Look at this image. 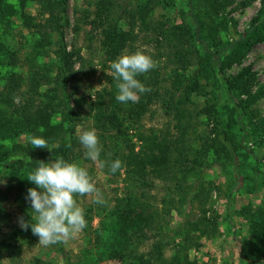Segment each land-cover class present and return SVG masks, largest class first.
Listing matches in <instances>:
<instances>
[{
	"label": "rangeland",
	"instance_id": "obj_1",
	"mask_svg": "<svg viewBox=\"0 0 264 264\" xmlns=\"http://www.w3.org/2000/svg\"><path fill=\"white\" fill-rule=\"evenodd\" d=\"M262 1L231 0L220 14L226 18L225 28L214 42L205 45L194 44V41L190 44L186 37L182 41L178 36L180 28L192 21L187 0H103L105 5L102 0H67L63 17L64 43L72 55L60 61L55 53L59 45L58 33L39 26L45 22L46 15L41 14L37 0H0V113H12L14 107L29 102L30 96L42 99L39 95L47 89H50L46 91L48 95L56 94L64 102L68 99L76 112V147L72 162L86 168L103 193L104 204L94 203L87 195L74 197L84 210L86 227L62 242L69 264H128V261L100 258V250L107 244L102 240L111 235L107 226L101 225L102 220L111 225V219L105 215L125 197L138 199L133 202L127 199L132 215L142 216L146 205L149 211L159 213L152 224H141L131 232L130 247L138 252H149L153 243L160 240L168 260L183 238L178 231L185 219L194 222L205 215L211 217L209 222H214L213 226L210 222L206 230H212L201 233L193 227L188 229L190 261L195 264H264V237L253 239L249 232L254 211L264 212V40L253 46L240 62L222 73L216 72L221 81L222 75L231 77L250 66L255 77L248 93L230 95L220 91L216 79H207L196 72L197 57L216 55L217 48L225 51L227 44L249 26L262 7ZM24 18L32 24L25 26ZM114 24L130 36L120 53L109 59L101 43V32ZM38 41L42 44L40 48ZM179 46L195 49L199 55L187 56L188 51L189 62L182 67L174 53ZM125 49L129 52L140 49L150 55L159 72L158 94L137 119L128 117L123 109L117 110V106L125 103L116 99L118 89L110 65ZM59 65L70 75L65 86L54 81ZM35 71L44 72L48 78L42 81L38 94L30 95L27 92L29 75ZM13 73L19 77L20 96L16 90L9 91L8 79ZM176 74L183 76L184 86H192V79H196L199 88L186 94L179 87L175 88L173 78ZM15 93L17 95L13 96ZM252 94L257 97L247 103ZM12 96L14 102L10 103ZM213 103H217L223 121L227 117V106L231 107L227 110L233 109L238 121L234 126L236 169L230 159L224 158L222 151L216 153V145L210 148L216 143L208 110ZM120 126L127 127L125 136L119 134ZM92 128L102 146L99 160L106 162L104 168L99 167L98 161L85 157L86 149L79 141L81 131ZM163 134L172 136L177 142L172 158L178 159L179 169L174 168L165 178L152 175L137 178L128 173L125 166L114 174L110 172L109 156L126 154L131 147L134 152L142 153L146 141L153 135ZM29 145L25 134L0 139V196L9 218L8 223L0 227V236L19 228L20 217L30 224L34 222L35 213L25 195L29 188L37 186L23 177L24 169L31 168L32 158L27 154ZM52 146L48 144L49 149ZM33 149L42 153L49 150ZM50 160V156L44 155L39 161L47 163ZM21 178V184L27 185L23 191L17 189ZM195 183H201L203 190L190 201L189 194ZM45 261L64 264L58 244H39V237L33 235L30 227L18 237V255L11 257L4 249L0 252V264H42Z\"/></svg>",
	"mask_w": 264,
	"mask_h": 264
},
{
	"label": "trees",
	"instance_id": "obj_2",
	"mask_svg": "<svg viewBox=\"0 0 264 264\" xmlns=\"http://www.w3.org/2000/svg\"><path fill=\"white\" fill-rule=\"evenodd\" d=\"M231 0H187L188 14L191 16V23L184 25L180 28L178 33L179 38L183 41V37H186L188 42L191 41L202 44H210L215 41L217 34L221 29L225 28L226 18L221 17V12L225 5ZM40 6L41 14L46 15L45 22L41 23L42 28H48L49 31L57 32L59 45L55 51L58 58L64 60L67 57H71L72 52L67 51L66 44L64 43V31H63V17L66 12L67 0H37ZM103 2V0H102ZM105 5V3L103 2ZM25 17V15H24ZM24 25L30 26V21L25 20ZM36 26H38L36 24ZM101 43L104 47L105 55L109 59H114L120 51L126 45L129 39V33L121 30L117 24L106 27L102 30ZM264 40V0L262 1V7L257 14L251 19L249 26L234 40L232 43H228L227 49L222 52V49L217 48L215 50L216 55L206 54L200 56L196 53L195 49L188 50L184 46H179L175 51V57L180 66H186L189 62L187 55L196 53L198 68L196 72L202 74L205 78L216 79L217 89L224 91L230 95H240L248 93L250 91V85L253 81L255 74L251 70L250 66H246L238 71L233 76L222 75L221 81L216 76V72L222 73L225 68L230 67L234 63H238L242 60L247 52ZM37 47H42L40 41L37 43ZM2 48V45H0ZM188 60V61H187ZM49 76V75H48ZM14 73L9 76L8 82L9 91L19 94L18 79ZM46 74L41 72L40 74L31 72L29 75L27 92L31 94H38V88L41 86L42 81L46 80ZM54 81L61 82L64 86L70 78L67 75L63 65H59L56 71ZM141 83L145 87L150 88L151 91L139 94V100L136 103L128 102L124 105L117 106V110H124L127 112L128 117L136 118L146 108V105L158 94L159 85V72L156 68L151 69L147 73H144L138 77ZM183 76L176 74L173 78L175 88L179 89L185 94L190 90L199 88V84L196 79H192L188 85H183L181 82ZM49 80V79H48ZM7 87V86H6ZM179 87V88H178ZM8 88V87H7ZM50 89H47L48 91ZM53 90V89H52ZM42 93L39 96L42 99H34L30 96L31 100L22 107L13 108L12 113L4 114L0 113V139L6 140L15 138L19 135L31 134L34 136H40L47 141V144H53V146L46 152H36L31 145L27 146V150L32 161L29 163L31 168L24 169L23 177L28 178L38 167V161L43 158L44 155L50 156L51 160H55L57 157H63L65 161L72 162L75 154L76 140L74 135V121L76 112L70 107L69 100L64 99L61 101L58 95H48V92ZM15 93L16 96L17 94ZM13 96L9 99L10 103L13 101ZM113 97V96H112ZM257 97V94H252L246 100L247 103L252 102ZM115 98H113L114 100ZM14 102V101H13ZM227 108H231L227 106ZM227 117L225 121L222 120V113L217 105L213 103L208 107L212 117V131L215 134L216 143L211 144L210 148L216 147L214 150L216 153L222 151L225 159L232 161L233 167H237L234 164L233 154L237 152V146L235 145L236 132L234 126L238 121L234 117L233 109L227 110ZM117 119V117H115ZM42 130V131H41ZM119 134L125 136L127 134V127L124 129L121 126L118 128ZM181 135L183 132L181 131ZM242 136H244L242 134ZM128 141L127 138H125ZM55 143V144H54ZM177 142L170 135L154 136L146 141L145 150L142 153H136L131 147L126 154L116 153V155L109 156L108 164L116 159L121 161V166L127 168V172L131 173L137 178L145 177L146 175H152L159 178H165L169 175L174 168H180L178 159L172 158V150ZM174 144V145H173ZM28 164V166H29ZM37 166V167H35ZM22 178L18 179L17 189L23 191L21 183ZM198 180V177H197ZM31 183V182H30ZM203 190L201 183H195L191 187V193L189 194L190 201L197 194L199 195ZM27 196V194L25 195ZM122 198L118 201V206L113 209L105 217L111 219V225L108 222L102 220V226H107V230L110 231V236L107 237V244H104L100 250V258L105 259H118L122 261H128V264H195L194 261H190L187 256V242L191 240V234L188 233V229L193 227L194 230H199L201 233H205L206 226L211 222V226L214 225L213 221L209 220L211 217H206L190 222L185 219L181 226V230L178 231L183 238L178 243L176 250L171 254V257L167 260L163 253L164 243L157 240L153 243L151 249L147 253L138 252L136 249L130 247L131 232L134 228L144 225H150L156 220V216L159 217L157 211H149L147 205L146 210L142 216L132 215L130 213L128 203L137 201V197L129 199ZM252 214V220L249 222V232L253 239H262L264 237V212L261 209H257ZM9 221L8 214L4 205L1 203L0 196V227L7 224ZM103 231L105 229L101 228ZM29 231L23 230L21 227L17 229H11L8 232L1 233L0 236V252L4 249L11 257L18 255V237ZM107 231V232H109ZM59 250L63 256L64 264H69L68 252L63 246L62 242H58ZM42 264H51L48 261Z\"/></svg>",
	"mask_w": 264,
	"mask_h": 264
},
{
	"label": "clouds",
	"instance_id": "obj_3",
	"mask_svg": "<svg viewBox=\"0 0 264 264\" xmlns=\"http://www.w3.org/2000/svg\"><path fill=\"white\" fill-rule=\"evenodd\" d=\"M110 67L118 89V102L136 103L139 94L151 91L136 78L156 67L151 56L144 51L137 49L129 52L125 49ZM25 136L33 148L49 149L44 138L27 133ZM79 141L86 149L85 157L98 161L99 167L104 168L106 162L99 160L102 146L96 130H82ZM108 166L114 174L121 168V161L116 159ZM27 179L37 186L29 188L25 197L30 201L31 210L35 213L32 217L34 222L30 224L20 217L19 226L23 230L30 227L33 235L39 237V244L43 246L67 241L86 227L84 210L77 204L74 198L76 195L91 196L96 204L105 203L103 193L95 186L87 169L74 162L65 161L63 157H57L47 163L38 161V167Z\"/></svg>",
	"mask_w": 264,
	"mask_h": 264
}]
</instances>
